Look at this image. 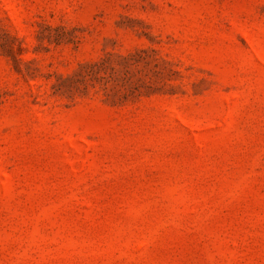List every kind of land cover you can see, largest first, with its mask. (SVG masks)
<instances>
[{"label":"rangeland","instance_id":"obj_1","mask_svg":"<svg viewBox=\"0 0 264 264\" xmlns=\"http://www.w3.org/2000/svg\"><path fill=\"white\" fill-rule=\"evenodd\" d=\"M0 264H264V0H0Z\"/></svg>","mask_w":264,"mask_h":264}]
</instances>
